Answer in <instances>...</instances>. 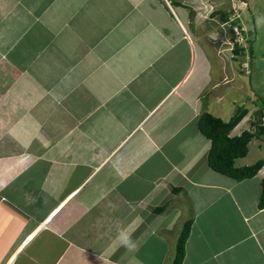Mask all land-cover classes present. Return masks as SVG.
I'll use <instances>...</instances> for the list:
<instances>
[{"label":"crops","instance_id":"0c3cea01","mask_svg":"<svg viewBox=\"0 0 264 264\" xmlns=\"http://www.w3.org/2000/svg\"><path fill=\"white\" fill-rule=\"evenodd\" d=\"M233 1L0 0V264H171L187 222L183 264H264V166L215 171L198 126L264 123L228 94L253 73L231 15L259 35Z\"/></svg>","mask_w":264,"mask_h":264},{"label":"trees","instance_id":"16d2710c","mask_svg":"<svg viewBox=\"0 0 264 264\" xmlns=\"http://www.w3.org/2000/svg\"><path fill=\"white\" fill-rule=\"evenodd\" d=\"M226 20H228V18ZM239 28L241 27L239 26ZM244 112L246 111L242 108H238L235 115L229 121H225L209 112H204L198 121L200 131L212 142L208 154L209 166L215 171L238 181L256 176L259 170L264 166V159H260L250 165L237 166L235 164L238 158H243L248 155L250 142L255 137L264 135V123L259 121L258 118L252 123L251 129L244 130L239 135L231 136L233 127L243 118L245 115ZM262 112L264 114V111ZM259 207L264 208V178L262 179V194ZM190 227V222L184 225L179 235L175 256L171 264H183Z\"/></svg>","mask_w":264,"mask_h":264},{"label":"rangeland","instance_id":"374dc122","mask_svg":"<svg viewBox=\"0 0 264 264\" xmlns=\"http://www.w3.org/2000/svg\"><path fill=\"white\" fill-rule=\"evenodd\" d=\"M245 1L247 4L250 5L251 10H253L252 13H253L254 17L251 18V21L253 22V18L255 19V22L257 25V33L259 34L258 38L256 40L255 29H253V31L250 33L251 41L248 43H250V45H252L253 55H251L252 54V52L250 51L251 47L250 48L245 47L246 44L248 45V43L246 42V38L244 36L243 30H241V35H237L234 32V26L235 25H233V23L236 22L235 16H237L240 13L239 10L236 11V14L231 15V17H230V23H231L230 27H231L235 37L231 39V43L229 46H231V49H233L234 45H236V43L240 42L243 45L242 47L244 49L245 60L243 62L244 65L242 64V68H244L246 70L249 69V72H250V68H251V70H253L252 74L246 75V77L248 79H250V77H251L252 84H250L249 87L247 88V94L244 98L243 104L241 103V101H242V98L244 97L245 91H243L242 89L230 90L228 94L230 95V97L236 98L237 100H239L238 104L240 105V107L245 105L247 108H249L250 105H253L252 101H251V100H253V101H255L258 108H262V111H264V57H263L264 56V0H245ZM226 2L228 3V1H226ZM233 2L234 1L232 0V4H233ZM256 10H257V12H256ZM227 18H229L228 14H227ZM258 21H260L259 24H258ZM252 25H254V24L251 23V26ZM237 49L238 48L236 47L235 50H237ZM233 52L235 53V55H238V50L233 51ZM251 63H252V67H251ZM251 88H253L254 90H252ZM209 89L210 88H208L206 91L208 92ZM236 91H238L239 93H237ZM252 91H253V93H252ZM205 96L206 95H204V96L200 95V97L203 99V102L205 101ZM203 102L201 103V105L203 104ZM251 128L252 127H251L250 122L247 123V125L244 122L241 125V129H240L239 133L242 132L243 130H247V129L249 130ZM261 154L262 153L259 151V149L252 145L250 147V151H249L248 155L243 159L242 158H240L239 160L237 159L235 164L237 165V161L240 165L253 164L256 161H258L259 159H261ZM196 204H197L199 209L201 207H206L204 205V203L202 206H200L199 202H197ZM189 209H191V208H188V210ZM231 209H232V207H231ZM189 214L192 215L193 213L189 212ZM190 216L185 217L183 220H189V218H191ZM192 216H194V215H192ZM190 220L194 221V218H192ZM162 236H165V234H163ZM170 240H171V237L169 238V241ZM186 244H187V242H186ZM141 250L143 251L145 257H148L147 245ZM191 250H192V247H191ZM133 252L137 253L138 251H133ZM154 256L156 257L157 253H155ZM169 257H170V254L167 253L166 256L164 257V259H162V264H170L169 262L171 261L172 257H170V259H169ZM167 261H168V263H167ZM139 264H142V263L139 262Z\"/></svg>","mask_w":264,"mask_h":264},{"label":"clouds","instance_id":"9594fccd","mask_svg":"<svg viewBox=\"0 0 264 264\" xmlns=\"http://www.w3.org/2000/svg\"><path fill=\"white\" fill-rule=\"evenodd\" d=\"M211 10H214V9H211ZM202 19H206V17H202ZM259 23H260V21H258V24ZM118 239H119L121 245L124 246L126 249H128L130 251L135 250L136 244L128 234L122 233L118 236Z\"/></svg>","mask_w":264,"mask_h":264},{"label":"built area","instance_id":"2783aa9c","mask_svg":"<svg viewBox=\"0 0 264 264\" xmlns=\"http://www.w3.org/2000/svg\"><path fill=\"white\" fill-rule=\"evenodd\" d=\"M241 30H242V28H239L238 25H235L234 26V32H235V34L241 35Z\"/></svg>","mask_w":264,"mask_h":264}]
</instances>
